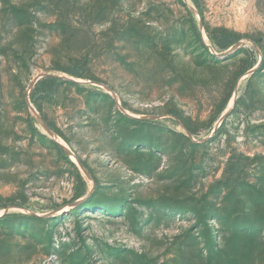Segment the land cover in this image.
Returning a JSON list of instances; mask_svg holds the SVG:
<instances>
[{
    "label": "rangeland",
    "instance_id": "rangeland-1",
    "mask_svg": "<svg viewBox=\"0 0 264 264\" xmlns=\"http://www.w3.org/2000/svg\"><path fill=\"white\" fill-rule=\"evenodd\" d=\"M0 264H264V0H0Z\"/></svg>",
    "mask_w": 264,
    "mask_h": 264
},
{
    "label": "trees",
    "instance_id": "trees-1",
    "mask_svg": "<svg viewBox=\"0 0 264 264\" xmlns=\"http://www.w3.org/2000/svg\"><path fill=\"white\" fill-rule=\"evenodd\" d=\"M197 33L200 39L202 40L201 33L198 30H197ZM211 38L220 49L224 50V49L230 48L232 45L237 43L240 39V36L234 33H230V34H227V33L218 34L217 33V34H212ZM64 70L71 73L72 75H75V76L79 75V71L75 68H65ZM61 82H62V79H60L59 77L55 75H48L46 77L41 78L40 80H38V82L35 85L33 95H32L33 99L36 100L39 95H43V96L54 95L57 92L58 87ZM174 114L177 117H180V119H182L181 115L178 112H174ZM182 121L184 122L186 127L191 132H196V128H194L189 122L183 119ZM49 127L55 132L59 133L58 130L52 124H49Z\"/></svg>",
    "mask_w": 264,
    "mask_h": 264
},
{
    "label": "water",
    "instance_id": "water-1",
    "mask_svg": "<svg viewBox=\"0 0 264 264\" xmlns=\"http://www.w3.org/2000/svg\"><path fill=\"white\" fill-rule=\"evenodd\" d=\"M231 49H233V48L231 47Z\"/></svg>",
    "mask_w": 264,
    "mask_h": 264
}]
</instances>
